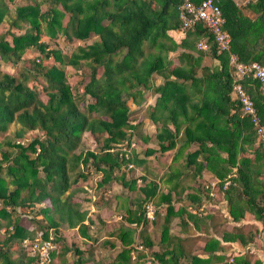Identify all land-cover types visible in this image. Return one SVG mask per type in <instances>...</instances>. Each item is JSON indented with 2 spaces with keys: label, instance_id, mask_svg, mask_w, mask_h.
Segmentation results:
<instances>
[{
  "label": "trees",
  "instance_id": "obj_1",
  "mask_svg": "<svg viewBox=\"0 0 264 264\" xmlns=\"http://www.w3.org/2000/svg\"><path fill=\"white\" fill-rule=\"evenodd\" d=\"M40 1L47 4L42 11L36 0H26L11 11L0 0V24L7 25L0 32V62L14 66L22 60L26 49L37 52L34 58L26 60L28 65L19 76L0 71V134L6 133L10 124L16 125L13 137L4 134L0 141V217L6 219V236L0 239V264H35L34 257L18 248L21 240L31 234L21 224L17 208L34 215L31 220L43 230V238L48 236V228H54L53 242L62 239L59 225L63 224L66 229L76 228L82 238L95 240L91 236L93 230L89 234L95 221L87 220L90 204L111 207L106 205L109 200L102 198L96 202L86 195H77L87 193L78 180L85 179V169L92 166L102 173L97 186L116 179L122 187L135 190L134 178L125 180L122 168L129 161L141 164L144 157L134 155L131 149V158L124 160L117 147L128 146L133 137L148 141L149 137L137 130L139 123L129 120L126 104L128 98L141 103L148 90L158 93L154 106L149 107L150 119L159 123L152 139L157 151L175 148L172 160H176L184 148L196 145L186 154L185 165L193 164L197 171L208 169L220 181L217 190H221L222 179L235 168L236 176L222 191L231 194L235 183L241 184L236 196L244 195L246 207L256 219L264 220L263 196H256L262 192L251 178L254 164L264 160V147L249 116L241 114L239 102L230 94L233 67L229 64L232 53L237 62L264 65V0H249L243 8L234 0H217L224 19L222 30L230 37L228 49L222 51L200 23L184 30V38L179 42L166 32L178 28L177 7L182 0ZM190 1L198 4L201 0ZM43 31L49 35L48 42L58 36L68 41L82 40L90 34L97 37L66 55L40 40ZM7 32L9 40L5 37ZM199 39H205L206 50L195 48ZM173 51H177L174 59L170 56ZM50 57L55 63L45 62ZM204 57L215 63L203 64ZM66 65L80 74L84 73V66L88 67V80L81 91H72L66 82ZM34 75L44 79V99L38 96L34 85L27 84ZM155 77L162 82L155 85ZM240 83L253 101L259 123L264 125V90L249 75ZM86 96L89 101L83 109L80 104ZM34 130L40 134L27 142L21 140L25 133ZM83 133L91 136L96 151H76ZM155 151L146 148L143 153L146 156ZM117 169L119 175L113 173ZM141 177L144 183L138 190L142 194V208L133 210L132 202H126L130 196L119 202L115 199L111 212L119 214V221L126 224L120 222L115 242L103 241L109 248H114L117 241L119 245L114 259L104 264H137L141 256L147 257L145 249L152 242L145 230L148 222H155L156 215L147 221L143 211L144 204L152 202L157 183ZM232 206L229 203L230 213ZM38 214L42 217L35 218ZM96 221L101 225L95 229L103 228L104 221ZM165 230L163 227L161 234ZM133 245H141L142 249ZM130 251L134 252V259ZM73 253L76 258L70 264L85 263L79 248L74 246ZM149 254L161 264H179L182 248L175 252L163 247L160 252ZM52 255L53 252L48 255L50 262ZM188 258L192 264H205L208 260Z\"/></svg>",
  "mask_w": 264,
  "mask_h": 264
},
{
  "label": "crops",
  "instance_id": "obj_2",
  "mask_svg": "<svg viewBox=\"0 0 264 264\" xmlns=\"http://www.w3.org/2000/svg\"><path fill=\"white\" fill-rule=\"evenodd\" d=\"M168 34L175 42L184 38V32L178 28L169 30ZM174 57L175 54L172 59ZM202 63L210 65L215 61L204 57ZM150 123L153 126L159 124L153 121ZM155 128L152 130L153 133ZM149 135L152 138V135ZM151 147L154 150L157 148V146L149 148ZM195 148L196 145H190L177 154L176 159L181 157L182 163L173 164L171 168L166 164L161 172L162 176L161 174L157 176L158 173L152 176L151 169L146 173V180L157 183V192L152 197L157 209L155 222H148L145 230L153 238L149 237L152 242L151 251H160L163 247H167L168 250L173 248L176 252L180 247L182 254L178 256L179 264H192L188 258L191 256L208 259L205 264H241L240 261H246L248 264H264V220L256 219L252 210L245 205V196H236L235 189L231 194L225 195L216 187H206L210 180L217 179L214 174L206 168L197 171L193 164L185 165L186 154ZM162 154H164L162 157H168L165 162L169 164L175 155V148ZM248 156L254 158L253 155ZM199 159L198 157L197 160ZM147 164H150L149 160ZM260 165L252 168L251 178L262 192L256 196H263L264 200V167ZM235 187L242 189L239 183H235ZM229 203L233 205V213L229 211ZM96 209L97 207L92 211ZM97 212L92 214L89 210L87 219L93 215L96 216V220L100 219ZM91 219L95 221L94 218ZM101 220L106 225V220L103 218ZM90 226L93 230L94 226ZM163 227L166 230L161 234ZM62 231H65V234L74 231L81 237L76 228ZM229 258L232 260L230 261Z\"/></svg>",
  "mask_w": 264,
  "mask_h": 264
},
{
  "label": "rangeland",
  "instance_id": "obj_3",
  "mask_svg": "<svg viewBox=\"0 0 264 264\" xmlns=\"http://www.w3.org/2000/svg\"><path fill=\"white\" fill-rule=\"evenodd\" d=\"M5 3L8 5V8L12 11L16 6L22 5L26 3V0H4ZM37 3L39 4V9L40 10H44L47 7V4L40 1V0H36ZM236 2V4L238 6H241L242 8L244 7V5L246 4V2H248L249 0H234ZM30 2V1H29ZM31 3V2H30ZM11 5V6H10ZM60 9V7H58ZM245 11V10H244ZM250 14V13H249ZM67 15L65 14V16L63 17V22L66 21ZM108 21L107 19L103 20V23L106 24ZM7 25L5 22H2L0 24V32L5 31ZM170 30V29H169ZM167 30L166 32L168 33ZM12 31L14 32H18L16 29L12 28ZM44 33H42L39 38L40 40H44L46 42H48L50 39L48 38L49 35L43 31ZM9 32L5 33V37L7 40L10 39V35L8 34ZM97 37L94 34H90L88 37H86L85 39L82 40H74V41H68L65 40L62 36H58L56 40H51L52 42H48L49 45L51 47H56L58 48L62 53L69 55L70 53H72L73 51H75L76 46L80 45H86L89 44L90 42H92V40ZM196 48V47H195ZM179 49V48H177ZM175 51L170 52V56L172 57ZM172 54V55H171ZM37 55V52L30 48V49H26V51L23 53L22 55V60L20 62H18L16 65L12 66V65H6L4 63L0 62V71H6V72H10L16 76H19L20 73L23 72L24 70V66L28 65V63L26 62V60H30L32 58H34ZM116 58H119V55L115 56ZM46 63L48 64H52L55 63V61L53 60L52 57L48 58L46 61ZM84 73H79L78 71L76 72L75 69L70 66V65H66L64 66V70H65V79L66 82L70 85L71 90L73 91L74 88L77 89L78 91H81L82 89V84L85 83L88 80V72L89 69L87 66H84ZM101 68H98V74L100 72ZM160 77H155L154 78V83H161L162 80L160 81ZM158 83V84H159ZM27 84H32L36 87L37 92H38V96L41 99L45 98V92H44V79L38 75H34V77H32V79H28L27 80ZM157 85V84H155ZM158 96V93H155L151 90H148L147 92L145 91L143 94L144 99L141 101V103L136 104L133 103L131 101V99H126V104L128 106V110H129V120L132 121V123H139V125L137 126V130L141 132V134L143 135H147L148 141L143 142L140 141L139 139H136L135 137L132 138L133 141H135V147L133 150V154L137 155L139 157H144V162H142L141 164H133L134 168L127 170L126 166H123L122 170L124 171V178L125 180H128L129 178H134L135 180V190H128L126 187H122L120 184V181H117L116 179H112L110 180L109 183L106 184H102L101 186H97L98 181L101 179L102 173L100 171H95L93 170L92 166H90V168L88 167L87 169H85L86 171H84V175H85V179L80 178L78 181L80 186H82V188L86 189L87 193H81L78 192L77 195L79 196H84L86 195V197H88V199L90 201H96L99 202L102 200V198L104 200H109L106 205L110 206L111 208L108 209L106 208V206H95L94 204L91 205L90 204V208L89 210L91 211L92 214H94L93 212H97L99 217L102 219L106 220V225L103 222V228H98L99 230H96L95 227H97L98 225H101L100 223H98L96 221V216L93 215L91 218L95 219V227L93 229V233H92V237L95 238V240H89V239H85V238H81L78 235H76V233L74 231L68 232L67 234H65V225L61 224L59 225V231L61 232V237L62 239H60L59 241L53 242L54 244V248L51 250V252H53L52 258H51V262L49 261L48 264H70L75 258L76 255L73 253V248L74 246L79 248V250L81 251V258L82 260H85L84 264H104V263H108L111 262L114 259V256L116 255L117 251L119 250V245H118V241L116 242V246L114 248H109L108 245L104 244L103 241L104 240H109V241H113L115 242L117 237H116V231L117 228L119 227L120 222L119 221V214L117 213H112V208L114 207V204L116 203V200H118L117 202H119L120 200H122V197H126V196H130V198H126V202H132V209L135 210L137 212V210H139L140 208H142V201L140 200V198H142V194L141 192L138 190V188H140V186L144 183V180L142 179L141 176H144V179L146 178V173L148 171H150L149 169H151L152 171V176L155 175L154 173H158V175L161 174V172L163 171V169H165V165H169L168 167L171 168V166L173 164H177L180 163V159L181 157H179L176 160H171V163H166L165 161L168 159V157H162V155L164 156V154L160 153L157 151V149L155 148V152L148 154L150 157H147L148 155H144L143 151L146 148H149L150 146L156 147V144H154L152 142L154 133H153V128L156 127L155 124L153 126V124H151L150 122L151 119L149 117V107H153L155 104V97ZM89 101V97H85L82 101L80 106H83L84 109V105L86 102ZM16 128L15 124H10L6 133H2L0 134V141L2 140L4 134H8L9 137H13V131ZM40 133L36 130L31 131V132H27L24 135V138H22V141L27 142L30 138L39 135ZM152 135L151 136L149 135ZM122 145H118V149L121 147ZM149 146V147H148ZM6 149L11 150L10 147H5ZM152 148V147H151ZM187 148V147H186ZM186 148H184L183 150H185ZM85 150H97L96 149V143L93 141V139L91 138V136L88 133H83L82 137H81V142L80 145L78 146V148L76 149L77 152H81L83 153ZM182 150V151H183ZM239 156V155H238ZM237 156V157H238ZM131 158V154L129 156ZM149 160L150 164H147V161ZM184 161V160H183ZM261 162V163H260ZM259 164H261L260 166L264 167V161L260 160ZM182 163V162H181ZM256 166L258 164H255ZM258 166V167H260ZM255 167V166H254ZM257 167V168H258ZM167 169V168H166ZM233 171L235 173V168H233ZM113 173L115 175H119V169L114 170ZM140 174V175H139ZM236 174V173H235ZM262 174V173H261ZM140 176L141 180L138 181V177ZM162 176V174H161ZM119 182V183H118ZM97 186V187H96ZM237 193H239V189L237 187L234 188ZM114 194L116 195H120V197L115 198ZM123 195V196H122ZM116 199V200H115ZM262 201L264 202V200L262 199ZM45 204V203H44ZM95 207H97L96 211H92L95 210ZM17 213L20 216L21 219V224L26 226V230L28 232H30L31 236L29 237H36L37 234L39 232H42L43 230L39 229L38 227H36L34 224V222H32V218L34 217V215L32 213H29L27 209H25V212L22 213V211L20 210V208H17ZM105 213V214H104ZM107 213V214H106ZM102 215V217H101ZM42 217L40 214H38L37 216H35V218H40ZM88 220V219H87ZM121 220V219H120ZM123 223V222H122ZM6 224V219H4L3 217H0V239H3L6 236V232L4 231V229L6 228L5 225ZM123 224H126L123 223ZM105 225V226H104ZM131 227L134 226L133 224L130 225ZM10 227H7V229H9ZM53 229L54 228H48L47 230V234L48 235H52L53 237ZM90 229L92 230V226H90ZM95 232V233H94ZM110 232H113V235H109ZM137 232V231H136ZM150 237V233L148 235ZM152 238V237H150ZM140 239V238H139ZM153 239V238H152ZM73 245V246H72ZM105 245V246H103ZM162 247V246H161ZM20 251L25 252L26 254L27 251L22 247V245L18 246ZM151 247L145 249V253L147 254V256H152L154 258L153 255H150L149 252L151 251ZM162 249H160L161 251ZM160 251H151V252H160ZM13 257L16 256V253H14L12 255ZM30 256V255H29ZM146 256H141V259L138 260L137 264H146ZM155 259V258H154ZM156 262H158L159 264H161L160 261L156 260ZM35 263V261H34Z\"/></svg>",
  "mask_w": 264,
  "mask_h": 264
},
{
  "label": "built area",
  "instance_id": "obj_4",
  "mask_svg": "<svg viewBox=\"0 0 264 264\" xmlns=\"http://www.w3.org/2000/svg\"><path fill=\"white\" fill-rule=\"evenodd\" d=\"M177 11L179 30L184 31L200 23L209 30L218 50L222 51L228 49L230 37L226 31L222 30L224 19L217 0H201L198 4H194L190 0H182L177 7ZM196 48L206 50L207 44L205 39H199L196 43ZM229 64L233 67V83L230 94L239 102L241 114L249 116L255 127L258 141L261 142L264 147V125L259 123L253 101L240 83V80L243 79L245 75H249L253 79H256L259 83V88L264 90V65L255 61L248 63L237 62L232 53H229ZM133 147H135V141L131 140L128 146L122 145L119 148L118 154L122 155L121 157H123L124 160H128L130 158L131 149H134ZM132 168H134V166L132 162L129 161L126 165V169L130 170ZM235 176L236 174L234 171L227 174L221 181V190L225 189L230 184L231 178ZM137 180L140 181L141 179L138 177ZM218 182H220L218 179L210 180L206 187L215 188ZM209 194L211 195V193ZM156 212L157 209L153 202L148 201L144 204L143 214L147 221H152L155 218ZM41 233L42 232H39L34 238L25 236L20 244L27 251L28 255L34 257L35 264H48V255L54 248L52 242L53 237L52 235H48L46 238H43ZM133 246L136 249H142L141 245ZM130 255L133 259L135 258L133 251H130ZM146 259V264H159L152 256H147ZM229 260L231 261L232 258H229Z\"/></svg>",
  "mask_w": 264,
  "mask_h": 264
}]
</instances>
